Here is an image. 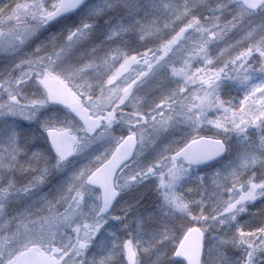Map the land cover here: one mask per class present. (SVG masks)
Segmentation results:
<instances>
[{
	"label": "snow or ice",
	"instance_id": "snow-or-ice-1",
	"mask_svg": "<svg viewBox=\"0 0 264 264\" xmlns=\"http://www.w3.org/2000/svg\"><path fill=\"white\" fill-rule=\"evenodd\" d=\"M0 264H264V0H0Z\"/></svg>",
	"mask_w": 264,
	"mask_h": 264
}]
</instances>
